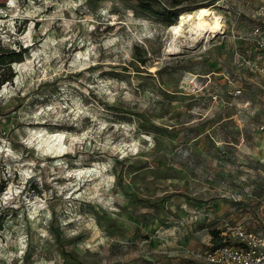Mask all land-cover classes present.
<instances>
[{
	"label": "rangeland",
	"instance_id": "374dc122",
	"mask_svg": "<svg viewBox=\"0 0 264 264\" xmlns=\"http://www.w3.org/2000/svg\"><path fill=\"white\" fill-rule=\"evenodd\" d=\"M173 1L0 0V53L26 49L0 72V264H211L212 229L264 236V0ZM201 6L219 33H172Z\"/></svg>",
	"mask_w": 264,
	"mask_h": 264
},
{
	"label": "built area",
	"instance_id": "2783aa9c",
	"mask_svg": "<svg viewBox=\"0 0 264 264\" xmlns=\"http://www.w3.org/2000/svg\"><path fill=\"white\" fill-rule=\"evenodd\" d=\"M255 30V33L261 32L259 27ZM260 44L264 45V42ZM222 234L238 242H228L215 249H208L205 252L206 261L211 264H264V236L247 229L241 223H226Z\"/></svg>",
	"mask_w": 264,
	"mask_h": 264
},
{
	"label": "bare ground",
	"instance_id": "6f19581e",
	"mask_svg": "<svg viewBox=\"0 0 264 264\" xmlns=\"http://www.w3.org/2000/svg\"><path fill=\"white\" fill-rule=\"evenodd\" d=\"M187 24L188 26H191L190 29L192 30V34L198 36L206 34L207 32H211L216 35L223 29L224 26L223 17L218 14L214 8L207 6H201L195 11L180 13L179 21L171 27L172 33L175 35H181L182 29ZM63 138V133H50L45 139L47 144L40 148L45 151L47 146H55L56 150L62 152ZM37 210L38 206H35L34 212L37 213Z\"/></svg>",
	"mask_w": 264,
	"mask_h": 264
},
{
	"label": "trees",
	"instance_id": "16d2710c",
	"mask_svg": "<svg viewBox=\"0 0 264 264\" xmlns=\"http://www.w3.org/2000/svg\"><path fill=\"white\" fill-rule=\"evenodd\" d=\"M180 0H174V6H177L178 4H180L179 2ZM146 8H148L149 10L153 11V7L147 5ZM185 9H182V7H176L174 8L173 13L167 17V21L172 23V19L174 17H177L178 14H180L181 12H184ZM25 48H22L21 46L19 47V50H11L10 51V55L11 57H13V59L11 58V61H16V60H22V56H23V52L25 51ZM8 55H5V53H0V72H1V68L4 67L7 62H11V61H6ZM13 74H9V75H4L2 73H0V84H3L6 80H10L12 78ZM211 235H212V246L211 249H215L223 244L228 243L227 238L222 234V230H220L219 228H215L211 230Z\"/></svg>",
	"mask_w": 264,
	"mask_h": 264
}]
</instances>
